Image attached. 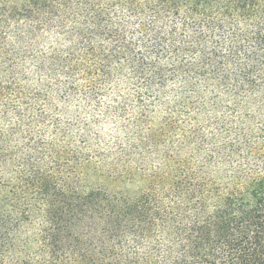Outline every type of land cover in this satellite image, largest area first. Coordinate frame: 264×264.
<instances>
[{"label": "trees", "instance_id": "trees-1", "mask_svg": "<svg viewBox=\"0 0 264 264\" xmlns=\"http://www.w3.org/2000/svg\"><path fill=\"white\" fill-rule=\"evenodd\" d=\"M0 264H264V0H0Z\"/></svg>", "mask_w": 264, "mask_h": 264}]
</instances>
